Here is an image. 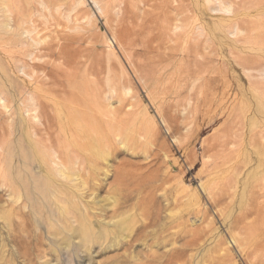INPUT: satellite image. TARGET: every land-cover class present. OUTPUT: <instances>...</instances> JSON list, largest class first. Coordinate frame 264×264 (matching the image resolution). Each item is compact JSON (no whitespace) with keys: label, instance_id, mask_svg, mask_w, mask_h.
I'll list each match as a JSON object with an SVG mask.
<instances>
[{"label":"rangeland","instance_id":"obj_1","mask_svg":"<svg viewBox=\"0 0 264 264\" xmlns=\"http://www.w3.org/2000/svg\"><path fill=\"white\" fill-rule=\"evenodd\" d=\"M172 250L264 264V0H0V264Z\"/></svg>","mask_w":264,"mask_h":264},{"label":"bare ground","instance_id":"obj_2","mask_svg":"<svg viewBox=\"0 0 264 264\" xmlns=\"http://www.w3.org/2000/svg\"><path fill=\"white\" fill-rule=\"evenodd\" d=\"M75 14H76V18H78L79 13L76 12ZM58 26H56V27H58ZM36 29H38V28H35V27L33 28V30H36ZM29 31L30 30H25V33L29 32ZM1 99L3 100L4 98H1ZM109 105H110V109L108 111H109V113H111L112 115H114V113L112 111V108H111V104H109ZM4 108H8L7 105H4ZM79 108H81V106L80 105H77V108H74L72 111L77 112L79 110ZM28 112L30 113V112H34V111L32 109H28ZM86 112L88 113V111H86ZM5 113L9 114L10 112H5ZM36 118L37 117H34V118L32 117V119H36ZM85 118H86V116L82 112H79L78 111V115H77V117L74 120V124H76V131H75L74 134H76L77 139H80L81 141H84L85 139L94 138V141H92V142L82 143L81 144V147H83V148L88 147L92 151H96V149H98L99 147H101L99 145H102V143H101V141L99 139V134H98L97 129L95 127L92 128V123L90 121H84ZM81 121L84 123V125H82ZM108 121L111 123V124H109V126H111L113 121L111 122V119H109ZM52 127H53V124H52L51 120L50 119H47L46 122H45V124H44V128L43 129H45V132H46L45 135L48 136V137H46L47 138V141H45V143L46 142H49L50 144H48V143L44 144L43 148H53V145H52L53 138H52V134H51ZM42 141H44V140H42ZM34 148H35V145L32 146V147L30 146V149L32 151L34 150ZM29 155L30 154L28 153L27 156H25V155L24 156L27 157V159H30L29 157H31V155L30 156ZM69 159L70 158H68V160ZM75 159L78 160L79 159V156L76 155L75 156ZM75 170L76 169H74L73 171H75ZM56 171H57L58 176L65 177L66 179H69L70 178V176H69L70 170L68 171L69 173L65 172L64 169H62V168H58ZM72 174H73V172H72ZM73 177H75V176H73ZM20 178H21V174L20 173H16L14 175V184L18 183V181L20 180ZM75 180L77 181L79 179L77 177H75ZM47 187H48V183L47 182H43L39 186V188H40L39 190L42 192L43 197H45V198L47 197V192H46V188ZM36 200H38V199H36ZM65 206H67V205H65ZM196 221H197V219H196ZM232 227L234 229H236V228L239 229L240 228V220L239 219H235L233 221ZM26 232H27V234L30 237H32L31 230H29V231L26 230ZM174 235L176 236V233ZM33 240H32V242H35L37 240V238L36 239H33ZM247 240L249 241L248 242V245H251V246H255L256 243H257L256 240H251L249 237L247 238ZM247 240L243 239L242 241L244 242V241H247ZM235 242L237 243L238 241L235 240ZM245 244H247V243H245ZM43 250H45V249H43ZM172 253H175V250L170 251V253H168V254L165 255L166 257L163 256L161 258H166V261H167V258H170ZM167 264H174V260L173 259H169L167 261Z\"/></svg>","mask_w":264,"mask_h":264}]
</instances>
